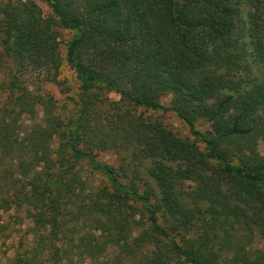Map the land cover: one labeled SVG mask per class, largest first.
Masks as SVG:
<instances>
[{"label":"trees","instance_id":"1","mask_svg":"<svg viewBox=\"0 0 264 264\" xmlns=\"http://www.w3.org/2000/svg\"><path fill=\"white\" fill-rule=\"evenodd\" d=\"M40 1L49 16L0 0V75L9 64L56 74L60 27L73 32L65 60L79 87L64 117L34 96L40 118L9 87L0 217L26 211L33 237L9 263L264 264V156L252 151L264 137V0ZM131 107L172 111L192 139ZM107 152L121 163L99 161Z\"/></svg>","mask_w":264,"mask_h":264},{"label":"rangeland","instance_id":"2","mask_svg":"<svg viewBox=\"0 0 264 264\" xmlns=\"http://www.w3.org/2000/svg\"><path fill=\"white\" fill-rule=\"evenodd\" d=\"M34 2L42 11L44 16L50 15V9L46 4L40 0H29ZM58 36V49L61 57L60 68L57 73L47 74V72L36 70L34 68H27V70L18 72L14 67L9 64V67L3 71L0 75V111L5 108L11 109L12 104H9L7 100L8 94L11 91L10 85L14 84V91L16 95H19L22 90H26V94L31 97V101L34 104L33 110L35 116L40 118L42 116L43 108L37 104L39 99L34 96H43L44 103L52 106L51 111L53 114H59L61 116H67L71 110L72 103L77 99V92L79 82L76 78L75 73L70 69L65 60V49L66 42L73 36V32L64 29L56 28ZM12 68V72H10ZM16 73L15 78L12 75ZM103 98L107 99L108 102H118L119 96L113 92L103 93ZM170 96H166L161 99V104L167 108L170 106ZM37 100V101H36ZM50 103V104H49ZM123 106V105H122ZM121 105L117 107L122 109ZM125 106H123V109ZM112 106H103L100 108L103 114L111 112ZM116 108V105H115ZM18 109H16V113ZM128 112L136 117H142L148 121L159 122L167 130L174 133L179 138H190L189 127L179 119L172 111L162 110H147L140 107L128 108ZM30 115L23 114L18 120V125L21 132H26L31 123ZM196 129L204 132L209 129V124L205 121H200L196 124ZM253 153L258 156H264V137L259 138L252 148ZM121 158L113 152L99 154L98 160L107 164L118 166ZM8 161V160H7ZM7 168L13 170L7 163L0 169ZM14 172V171H13ZM144 171L141 175L144 177ZM4 181H8L7 176L0 172V184ZM0 264H13L9 261L24 248H28L32 243V235L28 230L31 228L30 220H28L26 211L24 210H11L10 212L4 213L0 217ZM22 243V248L19 245ZM258 248H264V243L258 244Z\"/></svg>","mask_w":264,"mask_h":264}]
</instances>
